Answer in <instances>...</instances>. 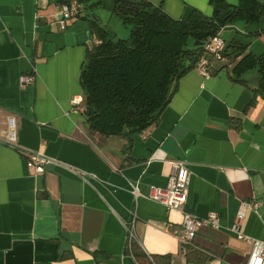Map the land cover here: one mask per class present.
<instances>
[{
	"label": "crops",
	"instance_id": "crops-1",
	"mask_svg": "<svg viewBox=\"0 0 264 264\" xmlns=\"http://www.w3.org/2000/svg\"><path fill=\"white\" fill-rule=\"evenodd\" d=\"M59 1L0 0V264H187V246L209 257L200 264H246L250 246L231 226L240 203L251 202L239 230L264 234V100L249 105L250 89L225 71L203 77L191 70L158 123L123 152V138L89 134L72 104L83 96L81 67L95 39L82 17L57 22ZM147 1L173 18L212 12L209 0ZM218 34L264 52V16ZM24 74L33 81L21 85ZM247 78L253 86L255 77ZM11 117L15 140L7 142ZM32 151L50 159L42 174L26 166ZM179 160L190 172L185 209L218 218V227L200 226L187 243L182 214L144 197L151 186H166ZM131 221L143 261L127 249Z\"/></svg>",
	"mask_w": 264,
	"mask_h": 264
},
{
	"label": "trees",
	"instance_id": "trees-1",
	"mask_svg": "<svg viewBox=\"0 0 264 264\" xmlns=\"http://www.w3.org/2000/svg\"><path fill=\"white\" fill-rule=\"evenodd\" d=\"M76 1L83 7L78 17L88 21L95 39L81 67L80 111L89 134L123 138V152L130 151L134 135L158 123L179 79L194 70L201 57L210 65V76L225 71L232 82L248 87L252 93L249 105L257 97L264 100V52L254 55L246 44L234 39L219 57L203 47L226 25L259 21L264 16L263 2L238 0L232 5L225 0H209L211 15L192 9L187 17L173 18L147 0ZM103 4L129 27L128 37L115 38L96 13L86 11ZM250 71L255 74L253 86L248 83ZM131 253L137 261L146 259L135 244ZM184 254L187 264H200L209 258L190 246Z\"/></svg>",
	"mask_w": 264,
	"mask_h": 264
},
{
	"label": "built area",
	"instance_id": "built-area-1",
	"mask_svg": "<svg viewBox=\"0 0 264 264\" xmlns=\"http://www.w3.org/2000/svg\"><path fill=\"white\" fill-rule=\"evenodd\" d=\"M80 4L76 0H71L66 4L59 6V18L57 22L64 26L69 21L74 20L80 13ZM99 43V40L96 41ZM205 51L211 54H215L217 57L223 52L226 47V42L219 34H214L209 37L203 45ZM210 65L204 57H201L196 63L194 70H196L203 77H208ZM21 85L28 84L33 81L32 74H24L19 79ZM82 103V97L72 100L73 105L80 106ZM8 127L4 132V138L7 142H14L15 140V128L13 118H8ZM50 162V159L46 157L42 152L32 151L26 154V166L34 174H42L45 170V165ZM190 172L187 164L184 160L173 162V169L168 178V182L165 187L151 186L147 194L144 197L156 201L168 210H178L182 214L181 221V240L183 243L190 242L198 228L202 225H210L212 227H218V218L214 212H210L206 217H198L192 212L185 209V203L187 199V189L189 184ZM79 178L82 181H87L90 178L84 174L79 173ZM131 193L134 197L141 195L138 191L137 185L133 182H129ZM251 202H241L236 212L234 222L231 226V230L236 234L238 239L244 240L250 246V252L246 264H263L264 261V234L261 238H251L242 232L239 228L242 224L245 214L248 208L255 206ZM126 231V245L129 252H131L132 245L135 241V234L133 230V222H127L124 224Z\"/></svg>",
	"mask_w": 264,
	"mask_h": 264
},
{
	"label": "rangeland",
	"instance_id": "rangeland-1",
	"mask_svg": "<svg viewBox=\"0 0 264 264\" xmlns=\"http://www.w3.org/2000/svg\"><path fill=\"white\" fill-rule=\"evenodd\" d=\"M88 3H90V1ZM80 6H81V8H83L81 4H80ZM86 11L96 13L100 17L103 25H105V28L110 30L111 34L114 35L115 38H126V37H128L129 27L124 26L117 16L112 15L110 13V10L108 9V7L106 5H104V4L103 5H96V6H93L91 8L87 7ZM248 74H249L248 77L252 76V74H253V76L255 75L254 71H250V73H248Z\"/></svg>",
	"mask_w": 264,
	"mask_h": 264
},
{
	"label": "water",
	"instance_id": "water-1",
	"mask_svg": "<svg viewBox=\"0 0 264 264\" xmlns=\"http://www.w3.org/2000/svg\"><path fill=\"white\" fill-rule=\"evenodd\" d=\"M196 44H199V43H196Z\"/></svg>",
	"mask_w": 264,
	"mask_h": 264
}]
</instances>
